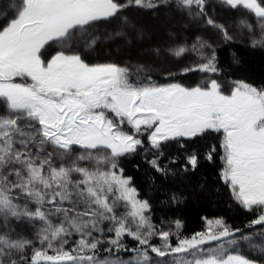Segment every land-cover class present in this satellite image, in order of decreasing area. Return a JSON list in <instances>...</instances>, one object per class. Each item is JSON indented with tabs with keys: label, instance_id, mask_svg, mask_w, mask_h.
<instances>
[{
	"label": "snow or ice",
	"instance_id": "obj_1",
	"mask_svg": "<svg viewBox=\"0 0 264 264\" xmlns=\"http://www.w3.org/2000/svg\"><path fill=\"white\" fill-rule=\"evenodd\" d=\"M132 11L167 25L164 43L138 50L154 59H91L143 39ZM237 39L264 49V0H0V264H264V83L220 64ZM165 59L184 63L154 79ZM136 155L164 177L219 156L251 218L205 216L191 235L178 218L157 222L123 166Z\"/></svg>",
	"mask_w": 264,
	"mask_h": 264
},
{
	"label": "trees",
	"instance_id": "obj_2",
	"mask_svg": "<svg viewBox=\"0 0 264 264\" xmlns=\"http://www.w3.org/2000/svg\"><path fill=\"white\" fill-rule=\"evenodd\" d=\"M221 18L228 22L239 16L234 10L221 11ZM136 20L144 25L145 35L143 39H137L130 47L124 44L122 39L103 43L90 54L93 60H116L126 63L130 59L133 63L137 60H153L152 56H138V50L149 49L164 43L167 38L168 28L161 17L156 19L149 14L132 11L130 13ZM220 64L232 78H244L251 82L264 83V49L252 48L246 42L237 40L230 44H221L218 49ZM235 54V62H234ZM184 63H177L171 59L156 61L157 68L153 72L154 79L163 81L162 72L165 70L177 71ZM199 73L179 74L177 79L185 83L197 82ZM213 143L215 141H212ZM205 141H197L196 147L203 152ZM168 152L172 155L183 152L180 146L171 143ZM222 154V151H221ZM185 161L174 164L177 169L175 174L167 177L155 172L143 163L141 155L129 157L123 166L128 174L134 176L136 185L142 196L148 197L153 203V215L157 222L161 217L166 219L178 218L183 222V233L191 235L200 231L205 226L204 217H224L230 224L243 228L250 214L235 202L229 189L219 178L222 161L219 156L213 161L201 159L195 171L185 173L182 164ZM140 167L137 168L136 165ZM155 177V179H153ZM170 192H183L186 197L179 203L168 200Z\"/></svg>",
	"mask_w": 264,
	"mask_h": 264
},
{
	"label": "rangeland",
	"instance_id": "obj_3",
	"mask_svg": "<svg viewBox=\"0 0 264 264\" xmlns=\"http://www.w3.org/2000/svg\"><path fill=\"white\" fill-rule=\"evenodd\" d=\"M221 14H222V12H220V19H221L222 22H224L223 19L221 18ZM235 19H236V18L231 19V20L228 21V22H224L227 26H229L230 30H235V28H234V24H233V21H234ZM237 40H240V39H237ZM199 79H200V74L198 75L197 82L199 81Z\"/></svg>",
	"mask_w": 264,
	"mask_h": 264
}]
</instances>
